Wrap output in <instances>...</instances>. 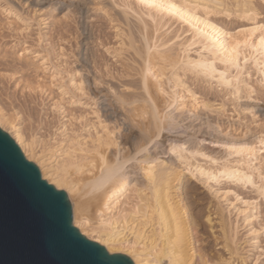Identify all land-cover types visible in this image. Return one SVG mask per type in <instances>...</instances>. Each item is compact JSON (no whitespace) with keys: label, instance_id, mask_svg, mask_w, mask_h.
Here are the masks:
<instances>
[{"label":"rangeland","instance_id":"obj_1","mask_svg":"<svg viewBox=\"0 0 264 264\" xmlns=\"http://www.w3.org/2000/svg\"><path fill=\"white\" fill-rule=\"evenodd\" d=\"M110 1L0 0V106L8 116L15 118V123H18L27 137L34 135L45 139L53 134L60 118L50 111V105L51 99H57L59 93L57 83H53V86L46 80L49 79L48 74L36 72L30 64V59L28 62L17 58L23 49L27 50L29 58L33 53H38L40 57L48 60L49 66H60L66 73L63 75L64 84L71 78L83 83V93L71 90V93L65 95L66 100L62 102L65 115H86L93 121L95 120L93 113H96L99 119L114 131L119 142L126 135L128 128L132 129L136 136H139L140 129L144 131L146 121L149 120L147 119L149 110L148 104L144 103L146 97L140 88V76L144 69L143 38L145 26L149 30V39L153 38V27L144 17L140 19L129 13L130 17L125 18L119 9L111 6L112 0ZM65 5L72 6L68 19H63L64 12L69 10ZM98 5L105 7L101 8ZM22 20L25 23H22ZM224 25L235 27L237 24L235 21L232 23L226 21ZM252 73L250 87L255 91L250 90L251 93L244 91L238 102L226 99L225 94L214 88L210 89L205 82L194 79L190 74L182 76L187 88L202 100L218 104L225 102L227 115L224 114L218 119L214 114L198 110L191 115L176 117L179 126L171 130L168 121H164L162 143L154 139L152 145H149L151 151L148 154L152 155L151 157H165L164 148L168 144L187 143L191 148L205 147L203 149L207 150V153L220 157L224 156V151L221 148H214V144L228 143L230 139L232 142L238 140L255 143L256 137L258 138L264 130V95L257 88L254 71ZM40 78L44 84L39 83ZM17 84H21L22 87L17 89ZM40 84L47 85L45 87L47 90L50 88L48 94L38 91L36 87ZM250 94L251 98H246ZM158 101L163 104L162 107L165 105L163 99L159 98ZM231 113L235 116L231 117ZM76 126L78 127L77 124ZM4 128L7 130L9 127L5 125ZM224 135H228L229 138H224ZM201 141L204 143L201 144ZM165 158L168 162L174 159ZM131 164L128 167L129 176L141 181L138 173L134 174L135 165ZM183 187L189 212L197 224L199 241L197 245L204 247L210 258L213 257L214 250L215 255L219 256L223 245L214 220V213L219 204L222 205L219 210L221 212L224 210L222 214L227 224L229 223L228 230H231L241 243V251L244 252L245 248L249 250L254 248L248 238V231L251 229L246 226L241 215L237 217V213L231 208L228 210L233 213L227 210L231 206L225 204L223 200V203L221 200L217 203L203 184L189 179L187 174L183 178ZM224 189L234 191L242 200L256 197L253 191H246L244 188L228 186ZM228 199L234 200V195H230ZM236 205L239 206V203ZM262 214L264 212L260 206L259 217ZM207 215L213 219L210 224L206 223ZM253 223L259 226V220Z\"/></svg>","mask_w":264,"mask_h":264},{"label":"bare ground","instance_id":"obj_2","mask_svg":"<svg viewBox=\"0 0 264 264\" xmlns=\"http://www.w3.org/2000/svg\"><path fill=\"white\" fill-rule=\"evenodd\" d=\"M254 2L257 3L258 7V0H254ZM116 3L131 5L134 3V0H119L116 1ZM119 10V12H121L125 18H127V16L130 17V12L124 11L122 9ZM137 10V13L139 14L136 16L141 19L140 13H142L144 10L136 9V11ZM140 19L138 21H140ZM148 21L153 27L152 39H155V44L152 45L153 51L150 54L148 52V45L144 43L145 48L142 52V62L144 69L142 70L143 72L140 76V88L144 93L143 95H145L144 97H146V99L143 98L145 99L144 103L146 102L148 104L147 109L149 110V117L147 119L149 120L146 119L147 123L144 131H141V129L140 131L138 130L140 132L139 136H136V134L132 132V129L128 128L126 129V135L119 142L114 131L105 125L99 119L96 113H93V118L95 119L93 121L89 120L86 115H65L64 107L62 105L63 100H66L65 95L69 94L71 90H75L81 94V82H77L74 79L69 78L70 80H67L68 82L64 84L63 79L65 76L63 77V75L66 73L62 68H60V66H49L48 60L42 56L40 57L38 53H33V56L29 58L27 56L29 54L25 49L20 51V53H24V57L21 58L19 53L17 58L24 59L26 61L28 60V62L30 59V64L34 67L33 69L36 72L49 75V79L46 80H49L50 85L57 83L59 96H57V99H51L52 102L50 105V111L54 114H57V116L60 118L59 124L58 127L54 129L53 134L47 136L45 139L37 138L34 135L27 137L18 123H15V118L8 116L7 112H4V109L0 106V128H2L12 137L25 158L28 161L33 162L38 167L43 180L53 185L57 190H64L66 192L72 207V223L74 227L77 228L79 232L89 240L105 247L108 253L124 254L128 256L134 264H170L168 252L166 251V242H161V235L166 231H171L174 233L176 220H173L172 216L173 212H175L176 218L185 228L191 226V230L195 239L197 259L200 258L201 253L210 258L205 248L199 247L197 245L199 243L197 236V224L190 214L187 202L185 201L183 178L185 174H187L189 179L191 178L189 175V167L191 168L192 174H195L199 178V170L201 168H203L205 172H211L212 170L217 169V166L211 164L209 161H205L202 156H188L186 158L185 165L183 166V177L178 182L173 181L169 189H167V195H165L164 192H161L158 196L157 192L147 185V181L139 170V166L134 162V164L128 163L131 157L135 154L136 144L138 142L142 140H148L149 145H152V142L155 139L153 133H155L156 136H161V132L157 131V122L152 118L153 114L156 111H159L160 120L165 121L164 109L167 107V103L164 96L161 95V88L168 92H171L173 89H175L186 99L187 107L184 109V111L170 113L169 119L180 117L184 114L191 115L198 110H201L202 112L205 111L207 114H214L218 116V119L219 117L224 116L226 113V105L224 104L225 102L218 104L211 101L202 100L198 95H196V93L187 88L182 79V76L186 75L183 69H180L176 73H172L170 71L165 72L162 70L161 58L163 55L167 54L169 51H174L175 53L180 54L179 44L176 45L174 50H171L165 49V42H168L169 37H171L172 40H175L176 36L183 35V31L191 33L194 32V29L182 24L178 18L168 16L167 13L163 15H157L156 24H153L150 20ZM226 21L228 23L235 21L236 24L245 23L235 19L229 21L226 17L213 16L209 18V22L216 24L217 27L234 30L235 27H227L224 25V22ZM174 26H176V28H174ZM200 27L203 28L204 25H200ZM208 31L211 34V29H208ZM157 33L160 34L158 39H156ZM183 39L187 41L189 40V37L183 36ZM213 39H215V37H213ZM208 43L210 44V41ZM199 44L200 40L198 39L197 45ZM203 55L206 56L208 54L203 53ZM192 58L199 59V57L195 56V48L192 52ZM249 69H251L252 72L254 71L256 75V70L254 67H249ZM53 75L57 77L56 80L52 79ZM161 76L166 78L161 80ZM42 80L43 79L40 78L39 83H42ZM200 81L205 82L210 89L214 88L217 91L219 90V93L221 92L218 86H214L215 81L204 79H201ZM145 82H147V91H145ZM42 84L36 87L39 89L37 90L41 93L48 94L47 91L50 90V88L48 90L45 89L48 83L47 85ZM257 88L259 89L258 86ZM250 90L253 89L249 86L248 88H244L243 92H250ZM189 92H191L193 96L198 97V102L194 101L188 96ZM240 96L235 100H233L230 96H227L229 98H225L230 99L232 102H238ZM48 97L50 98V96ZM159 98L163 99L165 102L163 107L161 106L163 104L158 101ZM232 115L234 114L231 113V117ZM234 120L237 122L236 119ZM3 125H7L9 130H6ZM226 131L228 132L229 130ZM242 136H244V134ZM226 137H228V135L224 138ZM245 137L246 136H244V139H246ZM256 139V142H258L257 137ZM230 140L227 142L237 146L245 142H239L238 140L235 142L233 139L232 140L234 142H232ZM247 143L251 144L252 142L249 141ZM203 148L195 146L192 148L190 147V150L193 153L201 151L207 155H211L213 158L223 159L224 157H218L217 155L207 153V150L205 151ZM122 150L124 151L123 153ZM223 151L225 155L226 149H223ZM146 155L150 157L152 156L149 155L148 152ZM257 155L259 158V154ZM118 161L121 165L122 179L124 183L122 184L119 181H115L105 185L104 187H101V184L110 175L112 167L116 165ZM171 162L172 161H169L168 163ZM130 164L135 165L136 173L134 174L138 173L137 175H139L141 181L134 179L136 177L129 176L128 172L130 171L128 170V167ZM231 166L235 168L240 167L235 158L233 159ZM53 180H55L56 183H53ZM204 182L208 183L209 181L205 179ZM228 186L240 187L241 189L243 188V186L231 184L228 180H222L219 184L212 183V187L220 194L218 198L212 194L217 203L220 200H223L226 202L225 204L231 206H227V210L231 208L237 213L236 216L241 215L244 222L245 216L248 217L250 223L255 222L252 221V215L249 213L259 218L260 205L258 204L254 211L252 209L246 208L243 203L244 199L237 200L236 197L238 194H236L237 196L234 195V200H230L232 201L230 202L228 199L230 198V195H227V193L234 191H231L230 189H224V187ZM251 191L255 193V199L259 200L260 197L255 192V190ZM237 203H239V206L236 205ZM169 205H171V207H169ZM220 205L221 204H219V207L216 208L214 220L215 224H217L219 236L223 240L224 245L226 242V234L229 241L235 235L233 232H231V230H228L227 226H229V223L227 224V220H225V216L222 214L224 210L222 212L219 210ZM228 211L233 213L231 210ZM209 216L210 215H207L205 218L207 224H210L213 221V219H211V222H209ZM109 224H111L110 229L108 228ZM117 227L121 232H126L127 237L125 238L124 243L119 246L123 250L113 251L105 244L100 243L99 237L105 230H116ZM128 239H131L132 242L137 245L134 254L133 249L128 244Z\"/></svg>","mask_w":264,"mask_h":264},{"label":"snow or ice","instance_id":"obj_3","mask_svg":"<svg viewBox=\"0 0 264 264\" xmlns=\"http://www.w3.org/2000/svg\"><path fill=\"white\" fill-rule=\"evenodd\" d=\"M259 7L254 0H134L131 5L118 4L112 0V7L119 8L124 11L138 15L136 9L144 10L140 13L141 18L146 17L153 24L157 22V15L165 13L170 17L178 18L182 24L194 29V32L183 31L182 36H176L175 40L169 37L165 42V49L174 50L176 45H180V54L169 51L162 56V70L165 72L176 73L183 69L196 80H212L215 81L214 86H218L222 94L230 96L233 100L243 94V89L250 86L253 79V73L249 71V67L256 70L257 84L260 92L264 95V0H258ZM104 8V5H98ZM69 10L64 12L63 19H68L72 6L65 5ZM11 15V12H9ZM213 16L226 17L229 21L233 19L245 22L237 24L234 30L217 27L216 24L210 23L209 18ZM25 23V21H21ZM200 25H204L203 28ZM208 29H211V34ZM148 28H144V43L148 45V52L153 51L152 45L155 39H149ZM156 34V39L159 38ZM183 36L189 37L184 40ZM215 37V39H213ZM200 44L197 45V40ZM210 41V44L208 43ZM186 45V47H185ZM195 48V56L199 59L192 58V52ZM207 53L208 55H203ZM20 57H24V53H20ZM247 72V80L244 74ZM79 75V73H77ZM166 77L161 76L163 80ZM53 80L57 77L53 75ZM17 89L21 88V84L16 85ZM63 91V89H62ZM80 91L83 92V83L81 82ZM145 91H147V82H145ZM254 91V89H253ZM161 95L164 96L167 107L164 109V120L168 121L170 130L179 126L176 118L169 119L170 113L176 111L183 112L187 107L186 99L180 95L175 89L171 92L160 89ZM194 101L198 102V97L188 93ZM246 98H251V95ZM207 107V106H206ZM153 119L157 122V131L164 130V121L160 120V112L156 111ZM255 119V117H254ZM155 139L162 143V137L156 136ZM201 144L204 141L200 142ZM118 146V145H117ZM214 148L226 149L223 159L213 158L201 151L193 153L187 143H170L164 148L165 157L174 158L168 163L165 157L157 156L152 158L146 155L151 151L148 140H142L136 144L135 154L128 163H135L139 166L143 177L147 181V185L157 192V195L164 192L167 195V189L173 181H179L184 175V165L188 156H202L205 161L216 165L217 169L211 172H205L203 168L200 171V177L192 174L189 167V175L193 181L203 184V186L217 198L219 193L212 187V183L219 184L222 180H228L231 184L243 186L247 191L255 190L260 199H244L243 203L246 208L253 211L259 204L262 212H264V130L258 136L256 143H244L239 146L231 143L214 144ZM259 154V158L258 155ZM239 163L240 167H232L233 159ZM205 179L209 182L205 183ZM119 181L124 183L122 179L121 165L119 161L110 171L108 178L101 184L104 187L112 182ZM53 183H56L53 180ZM45 195L59 209L60 201L57 195L49 189H43ZM118 191V190H117ZM227 195H236L235 192L227 193ZM240 200V197H236ZM171 207V205H169ZM252 215V221L259 220V226L250 223L248 217L245 216V224L251 229L248 231V238L254 245L249 250L244 249L241 252V243L238 237L233 236L229 241L225 236V244L221 246L219 256L212 258L206 257L201 253L197 259V251L195 248L194 234L191 226L185 228L176 218L173 212L172 219L176 220L174 233L166 231L161 235V242H166V251L168 252L170 264H264V214L259 218ZM211 222V217H208ZM111 228V224L108 225ZM247 230V229H246ZM239 232V228H237ZM127 237L126 232H121L117 227L116 230H105L99 237V242L105 244L109 249L123 250L119 246L122 245ZM95 238V237H94ZM128 244L134 251L136 244L128 239ZM96 255L103 257V250L96 249ZM246 253V254H245ZM91 264H106L103 259L92 261Z\"/></svg>","mask_w":264,"mask_h":264},{"label":"water","instance_id":"obj_4","mask_svg":"<svg viewBox=\"0 0 264 264\" xmlns=\"http://www.w3.org/2000/svg\"><path fill=\"white\" fill-rule=\"evenodd\" d=\"M57 195L60 207L45 195ZM102 249L103 257L95 250ZM134 264L83 236L72 223L64 190L43 180L16 142L0 129V264Z\"/></svg>","mask_w":264,"mask_h":264}]
</instances>
